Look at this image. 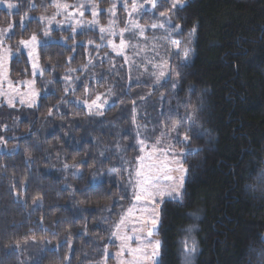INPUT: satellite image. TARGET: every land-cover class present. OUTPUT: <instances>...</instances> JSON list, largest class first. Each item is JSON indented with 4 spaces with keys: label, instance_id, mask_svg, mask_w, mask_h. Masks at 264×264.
Segmentation results:
<instances>
[{
    "label": "trees",
    "instance_id": "obj_1",
    "mask_svg": "<svg viewBox=\"0 0 264 264\" xmlns=\"http://www.w3.org/2000/svg\"><path fill=\"white\" fill-rule=\"evenodd\" d=\"M2 1L16 6L12 13L0 9V26L14 22L7 41L27 38L36 22L21 29L19 21L39 14L42 0ZM161 12H171L183 27V35L173 39H186L193 26L197 34L192 60L179 69L177 88L164 80L155 90L158 121L169 127L182 123L181 132L191 139L178 147L199 149L185 163L189 178L183 204L160 206L161 264H184L182 241L190 237L197 241L192 264H264V0H188L182 9L164 1L157 7ZM59 33L70 32L51 35ZM79 33L63 44L38 48L39 67L51 69L42 76L32 75L23 54L9 62L8 78L34 80L40 95L38 107H0V264H105V248L114 247L109 231L129 205L127 198L120 199L124 183L111 182L115 174L91 188L89 180L97 169L96 145L122 130L107 117L122 108L129 117L132 102L147 85L131 82L118 57L109 75L112 66L91 57L99 35ZM166 47V60L172 53L168 63L177 66L182 53L174 55L168 41ZM89 58L94 67L69 73L79 80L71 85L75 93L65 95V74L87 65ZM85 87L89 99L111 88L107 97L115 106L100 119L90 118L75 104L85 98ZM61 97L69 103H61ZM186 112L195 114L194 122L182 121ZM74 172L83 173V180Z\"/></svg>",
    "mask_w": 264,
    "mask_h": 264
},
{
    "label": "snow or ice",
    "instance_id": "obj_2",
    "mask_svg": "<svg viewBox=\"0 0 264 264\" xmlns=\"http://www.w3.org/2000/svg\"><path fill=\"white\" fill-rule=\"evenodd\" d=\"M2 2V0H0ZM161 3L164 2V0H160ZM150 3L152 4V7H156L157 0H150ZM171 8L172 9H182L186 6L184 3V0H170ZM32 8L35 7V4L30 5ZM124 8L127 10V4L125 3ZM9 9H14L16 6L9 3L7 5ZM55 7L57 9H64L65 15L71 16L72 18H75L76 12H67L69 8L73 9H83L84 5H68V4H56ZM115 7L116 5L113 4L112 8L108 9L107 11L110 13V15H115ZM138 5L135 3V0H133L132 4V11L134 12ZM92 8V16L93 20L90 23L91 24H97L98 20L96 19L97 16V10L100 12H103V9H98V6L96 4H91ZM147 10V9H145ZM56 14H60L57 12ZM84 11H79V16L83 17ZM161 17H165L164 24H151L152 29L156 28H164L165 24L168 25V28L165 29L166 36L165 38L168 40V42L174 46L175 53L174 55L180 56L181 53L183 55V59L180 61V63L173 67L170 63H168V60L171 59L172 53H168V60H166L164 57H160L159 53L155 50V45L153 46L152 52H153V58L147 60L148 65H152L153 67H162L167 66V71L161 70L159 75L156 76L155 73H152V75L156 76V80L159 81L161 77L165 78L166 80L171 81V85L173 89L177 88V81L181 76V73L179 71L180 68H186L190 61L191 56L194 52L193 42L196 39L197 34V27L193 26V28L188 31L186 39H173L172 33H175L177 36L183 35V27L179 23H174L172 17L169 15L168 12H161ZM41 21H46V27L44 29V36L46 39L44 41H38L37 35L32 34L29 39L27 40H21L19 44L17 45L18 51H23L24 48L29 49L28 56L33 60V76H42L45 71H50L49 68H39L38 65L35 63L36 57L34 55L35 49L37 45L40 46H49V41L51 37L49 36V27L47 25L51 24V19L41 16L39 18ZM54 19V17H52ZM14 25H9V28L7 30H0V48L4 47V39L5 38H11L10 34L12 33ZM21 27H23V22L21 21ZM69 27L72 28L73 36L69 37V39L74 38L75 35L80 34L77 32V28L83 27V21H77V25L75 27L72 26V24H69ZM117 27L115 20L109 21L108 28L100 27L99 31L101 34V41L102 43L99 45H96V49L99 50L103 47H111L112 50L116 53L117 56H123L124 57V63L131 66L134 64V61H131L128 59V57L124 54L123 49L125 47H131L133 49V52L136 56H140V51L137 50V46L131 45L130 43L126 44L125 39L123 38L124 33L128 32L131 33L133 36L136 35L138 32L140 37H144L145 33V27L139 25L138 23L134 22L131 18V13H129V18L125 24V27L123 29H120L119 33L115 31V28ZM91 30V29H90ZM108 33L111 36L119 35L121 37L119 46H117L114 42L109 41L107 44L103 43L105 36V33ZM146 39V37H145ZM92 41H89V44H92ZM22 46V47H21ZM8 51L11 49L8 48ZM107 56V54H106ZM159 57L160 64H153V60ZM71 59V58H70ZM147 59V57H145ZM103 62V61H102ZM92 65V59L89 58L87 65L82 66L80 69H69L68 73L65 74L64 77V83L65 88L64 92L65 95L68 94V92L71 90L73 93H75V88L71 87V85L74 83V80H79V77H75L74 79L69 75L71 72H75L77 70L79 71H87L88 66ZM123 68V65L120 66ZM110 71H116L115 65L110 69ZM145 71H148L147 65H145ZM27 84L29 91L27 93H19L17 92V96H19L18 103L21 105H26L29 108L38 107V97L39 93L36 92L34 88L35 81H27L24 82ZM49 83H52V81H49ZM89 89L85 87V98L84 99H77L75 101V104L77 106H86L87 107V113L88 116H103L105 108V105L108 104L107 99H103L104 96H111L112 95V89L109 88L106 93H96L95 99H91L89 101V98L87 96ZM54 94V93H53ZM15 97L9 96L7 98V103L10 107H14V101ZM143 100V97H141ZM163 99V97H161ZM61 103H69V101H65L63 97H61ZM115 105L112 104L110 107H114ZM54 107H58V105H55ZM52 115V110L49 109L48 116ZM197 117L194 113H188L186 112L185 116L182 118L183 120H188L191 122H194ZM132 123L136 126V142L137 146L139 147V151L141 155H139L136 158V168L135 169H128L123 167V163H126V161H123L122 159V168L121 172L117 173V170L115 168L109 169L107 175L109 178L113 176V173H116V178L111 179V182L115 186H120L122 183V174L127 173V180L124 182L126 183V187L122 189L124 192V195L120 197V199H125L128 196L129 190H131V199L133 201L132 206L127 208L126 210H123L120 214V219L115 224V231L112 232V236L116 239L121 240L120 250L115 254L116 257L120 258V264H161V261L159 259L160 257V249L162 242L159 239H153L155 235H158L157 225L159 223L160 219V206L164 204L166 201H175L176 203L183 204L184 197L186 195V188L185 184L189 178V169L185 167V163L187 160V157L189 155L196 154L199 149H187L186 151L178 152L175 150L176 145L184 144L187 145L190 142L191 137L187 134V132H181V127L183 126L182 123L180 125H177L173 123L170 127L167 124L162 125L164 131L161 132V136L159 138H156L152 144H148L147 141L149 139L147 133L149 132L148 126L146 124H140L137 122L136 117V106L135 102H133V109H132ZM153 132L155 129L152 130ZM169 133H175L174 137H171L172 140L175 141V143H169L166 147L161 148L160 145L164 143L166 139L169 138ZM3 138H0L2 140ZM116 149L123 151V149L120 148V145H116ZM147 150V154L144 153ZM105 149L104 151L100 152V156L103 157L104 160H108L109 157L105 155ZM153 153L158 154L159 157H163L162 160L159 159H153ZM147 162V163H146ZM80 163H86V161L82 160ZM70 166L68 164L64 165V168L67 169ZM72 167H75L73 165ZM74 176L79 175V178L83 180V173H73ZM102 178V174L98 175L97 171H94L92 173V177L89 180V187L91 188V185L95 183L98 179ZM79 203H83V201H80ZM115 203V201H114ZM109 214L111 215L112 209H107ZM129 223L132 224L131 228L128 227ZM42 224V221H41ZM124 229V235L120 234V230ZM45 232L47 229H43ZM189 232L192 231V229L188 230ZM131 232L132 235H128L127 233ZM84 234V233H81ZM264 240V238H262ZM67 242V241H66ZM131 242H136V247H131ZM50 243V242H49ZM183 244V256H184V264H192V259L194 254L197 251V241L195 238L190 237L182 241ZM15 250V246L13 247V251ZM131 256L130 260H125L123 257ZM112 258V254L107 252V248H105V254H104V261L106 264L107 259ZM34 264H39V261H35Z\"/></svg>",
    "mask_w": 264,
    "mask_h": 264
},
{
    "label": "rangeland",
    "instance_id": "obj_3",
    "mask_svg": "<svg viewBox=\"0 0 264 264\" xmlns=\"http://www.w3.org/2000/svg\"><path fill=\"white\" fill-rule=\"evenodd\" d=\"M167 1L170 5V0H164ZM188 0H184V3L186 4ZM31 4H35L37 6L36 2H30ZM68 4V5H84L83 9H73L69 8L67 12H76L75 18H72L71 16L65 15V10L64 9H57L55 7L56 4ZM96 4L98 6V9H103V12H100L97 10V16L96 19L98 20L97 24H91L93 20L92 16V8L91 4ZM127 4V10L124 8V4ZM135 3L138 5L136 10L133 12L132 11V4L133 0H42L40 2V10L41 12L37 15H27L23 19L19 21V25L21 27V21L23 22V27L21 29L26 28L27 22L34 20L36 23L34 26H32L29 30L28 37L23 39L27 40L32 34L37 35L38 41H44L46 37L44 36V29L46 27V21H41L39 18L41 16L47 17L51 19V24L47 25L49 27V36L51 37L49 44L52 43H59L63 44L66 42V40L69 39V37L73 36L72 28L69 27V24L71 23L73 27L77 25V21H83V27L82 30L81 28H77V32L79 31H94L97 33L99 36L97 38L99 39V42L96 45H99L102 43L101 41V34H100V27H105L108 28L109 26V21L110 20H115L117 27L115 28V31L119 33L120 29H123L125 27V24L129 18V13H131V18L134 22L138 23L139 25L145 27V33L144 37H140L138 32L136 33L135 36H133L131 33L125 32L123 38L127 43H130L131 45L137 46V50L140 51V56H136L133 52V49L131 47H125L123 49L124 54L128 57L129 60L134 61V64L129 67V65H126V74H128V78L130 77L131 82L144 86L147 85L146 88H144L143 91H141L143 96V100L141 97L139 98L138 101L140 103L136 107V117H137V122L140 124H146L148 126L149 132L147 133L149 139L147 141L148 144H152L153 141L156 138H159L161 136V132L164 131L163 127L160 125L158 121V114H157V95H154L155 90L158 88L157 86L166 80L165 78L161 77L159 81L156 80V76L159 75L160 71H167V66H162V67H153L152 65L147 64L148 59L153 58V46L155 45V50L156 52L159 53L160 57H165V48L166 47V42L168 41L165 36L166 32L165 29L168 28V25L165 24L164 28H156L152 29L151 24L156 23V24H164L165 22V17H161L160 14H157V7H160L161 3L160 0H157L156 7L153 8L152 4L150 3V0H135ZM9 3L2 1L0 2V9L7 11L8 13H12L15 9H9L7 7ZM113 4L116 5L115 7V15L112 16L110 13L107 11L108 9L112 8ZM30 8H32L30 6ZM147 9V10H145ZM79 11H84L83 17L79 16ZM59 12L60 14H56ZM172 12V11H171ZM169 13L170 16H172V13ZM54 17V19H52ZM9 25H14V22H10L7 25L0 26V30H7L9 28ZM39 29V31H38ZM91 29V30H90ZM64 31H69L70 33L66 34ZM58 33V32H63L64 34L58 35L57 38H53L51 33ZM13 34L12 33L10 35ZM175 33H172V38H174ZM105 39L103 43L107 44L109 41L114 42L117 46H119V42L121 37L117 34L115 36L109 35L107 32L104 34ZM146 37V39H145ZM8 38L4 39V47L0 48V107L5 106L7 108H29L26 105H21L17 101L19 99V96H17V92L19 93H27L29 91V88L26 83L27 81H33V80H23V81H17L13 82L8 78V70H9V62L13 57L18 56L19 54H23L26 56L31 73L33 75V60L28 56V51L29 49L24 48L23 51H18L17 50V45L19 42L22 40H18L16 42H11L7 41ZM22 47V46H21ZM40 45L36 46L35 49V63L38 65V59H37V52L38 48ZM10 48L11 50L8 51L7 49ZM100 49H107V50H94L93 58H99L101 61L107 62V66L115 65V68H117V64L114 60V57L121 58L124 62V57L123 56H117L116 53L112 50V48L109 47H103ZM107 54V56H106ZM147 57V59H145ZM193 54L191 56L192 60ZM109 61V62H108ZM111 63V64H110ZM109 64V65H108ZM153 64H160V59L157 57L156 59L153 60ZM145 65L148 67V71H145ZM39 67V65H38ZM40 68V67H39ZM111 71L109 70V75ZM152 73H155L156 76L152 75ZM161 81V82H160ZM148 89V90H147ZM107 90H103V92L99 93H106ZM97 93V92H94ZM9 96L15 97L13 103L14 107H10L7 103V98ZM156 97V98H155ZM95 99V97L93 98ZM103 99L108 100V104L105 105V108L103 111L107 110L110 108V105L113 103L110 102L108 97L104 96L102 97ZM91 99H89L90 101ZM134 101V102H138ZM133 103V102H132ZM83 106V105H81ZM85 111L87 112V107L83 106ZM132 109L133 106L131 107V114L128 115L126 112H122V109H118L115 113H110V116L107 117L108 120L113 121L116 124L117 129H122L121 133H114V135L109 134L108 135V140L107 142H104L103 144H97L96 142V148L97 154H96V171L98 172V175L102 174V178L98 179L95 183L101 182L104 180L108 175V171L111 168H115L117 170V173L121 172L122 168V159L123 161H126V163H123V167L128 168V169H135L137 164H136V158L141 155L139 151V147L137 146L136 142V126L132 123ZM90 118L93 119H100L102 116H89ZM124 120V126L123 121ZM121 127V128H120ZM155 129L153 132L152 130ZM114 130V131H115ZM127 137V141L122 142V137ZM175 133H169V138L164 141L162 145H160L161 148L166 147L167 144L169 143H175L174 140L171 139V137H174ZM119 144L120 148L123 149V151L117 150L116 145ZM179 145H176L175 150L178 152L186 151V148H179ZM105 151V155L109 157L108 160H104L103 157L100 156V152ZM145 155L147 154V150L144 153ZM153 159H159L162 160L163 157H159L158 154L153 153ZM147 163V162H146ZM115 174L116 177V173ZM127 180V173L122 174V182L124 183ZM122 184V183H121ZM124 187H126V183H124ZM127 199L129 200V205L127 208L132 206L133 201L131 199V190L128 192ZM124 209V210H126ZM122 213V212H121ZM118 215L117 221L114 222V225L112 226V229L109 231V236H108V242L112 244L113 250L107 249V252L112 254V264H120V258L116 257L115 254L120 250V245H121V240L116 239L115 237L112 236V232L115 231V224L116 222L119 221L120 219V214ZM132 224L129 223L128 227L131 228ZM157 230H158V225H157ZM120 234L124 235V229L122 228L120 230ZM128 235H132L133 233L128 232ZM264 238V235L262 236ZM153 239H159L156 237V235L153 237ZM264 241V240H263ZM137 244L136 242H131V247H136ZM125 260H130L131 256L125 255L123 257Z\"/></svg>",
    "mask_w": 264,
    "mask_h": 264
}]
</instances>
